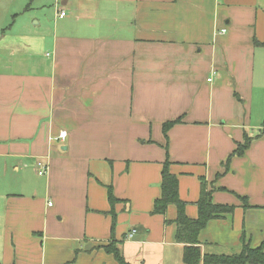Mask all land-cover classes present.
I'll list each match as a JSON object with an SVG mask.
<instances>
[{
	"label": "crops",
	"instance_id": "0c3cea01",
	"mask_svg": "<svg viewBox=\"0 0 264 264\" xmlns=\"http://www.w3.org/2000/svg\"><path fill=\"white\" fill-rule=\"evenodd\" d=\"M165 161L264 246V0H0V264H184Z\"/></svg>",
	"mask_w": 264,
	"mask_h": 264
},
{
	"label": "trees",
	"instance_id": "16d2710c",
	"mask_svg": "<svg viewBox=\"0 0 264 264\" xmlns=\"http://www.w3.org/2000/svg\"><path fill=\"white\" fill-rule=\"evenodd\" d=\"M178 120L166 122L163 124V131L166 132L168 127ZM250 140L245 138L242 144H238L232 155H241L249 146ZM168 161L163 163L161 169L160 195L154 200L153 213L164 214L169 205L176 208L175 218V241L183 245L182 260L184 264H264V246L252 248L242 238V248L239 254L234 255H212L201 253L199 247V232L206 226L209 220L221 217L224 214L232 213L234 205L214 203L211 199V191L206 190L204 185L201 187V193L196 201L197 216L190 218L185 211V203L180 199L178 194V179L175 174L171 173ZM245 200V197H239ZM108 199L112 201V191L108 187ZM169 222L170 221H166ZM105 250L111 253L119 264H125L120 251L109 243Z\"/></svg>",
	"mask_w": 264,
	"mask_h": 264
},
{
	"label": "rangeland",
	"instance_id": "374dc122",
	"mask_svg": "<svg viewBox=\"0 0 264 264\" xmlns=\"http://www.w3.org/2000/svg\"><path fill=\"white\" fill-rule=\"evenodd\" d=\"M30 176L34 177V179L36 178L34 176V173H31ZM184 203H185V211H187L186 210L187 202L184 201ZM191 204L193 205L194 203H188L189 205V206L187 205L188 208H190ZM196 208H195V217L197 216ZM195 217H190V218H195ZM233 217L234 215H231V216L229 215L227 219L228 222H220L221 219L219 218L211 219L208 221L206 226L199 232L198 239L204 242L203 247H204L205 254L234 255V254L240 253L241 248H242V238L243 236L245 238L246 232L243 226V218L240 220V224L237 227L239 218L237 217V215H235L234 218ZM238 242H240L241 244L239 249L236 248V245H238ZM251 245L252 246L250 247L252 248L260 246V244L256 246L257 242L253 243V241L251 242ZM207 250L216 251V252H211ZM114 260L115 259H112V257H110V259H107L105 257L103 258L96 257L95 258L96 263H93V264H117ZM76 264H83V263L76 262Z\"/></svg>",
	"mask_w": 264,
	"mask_h": 264
},
{
	"label": "built area",
	"instance_id": "2783aa9c",
	"mask_svg": "<svg viewBox=\"0 0 264 264\" xmlns=\"http://www.w3.org/2000/svg\"><path fill=\"white\" fill-rule=\"evenodd\" d=\"M64 15H65V12L63 10H60V11L57 12V16L59 18H62ZM222 31H224V30H222ZM207 80H210V78H208ZM65 135H66V131L65 130H61L59 132L58 138H62L63 139L65 137ZM37 168H38L37 173L39 175L43 174L45 172V170H46L45 165L44 164H41V163H38L37 164ZM49 205H50V202H49Z\"/></svg>",
	"mask_w": 264,
	"mask_h": 264
}]
</instances>
